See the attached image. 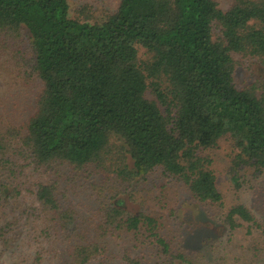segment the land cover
<instances>
[{"label": "trees", "instance_id": "obj_1", "mask_svg": "<svg viewBox=\"0 0 264 264\" xmlns=\"http://www.w3.org/2000/svg\"><path fill=\"white\" fill-rule=\"evenodd\" d=\"M232 1L224 11L215 0H120L113 15L89 22L70 16L68 0H0V34L28 37L44 85L23 141L26 159L80 171L115 159L129 182L160 168L198 202L223 207L202 150L232 141L236 189L243 169L264 171V96L258 84L234 82V55L264 58V0ZM8 188L0 182V203L13 197ZM55 192L42 185L37 195L70 244L65 264H102L113 231L140 233L170 253L154 217L103 203L104 214L85 219ZM224 222L236 230L255 217L241 204Z\"/></svg>", "mask_w": 264, "mask_h": 264}, {"label": "rangeland", "instance_id": "obj_2", "mask_svg": "<svg viewBox=\"0 0 264 264\" xmlns=\"http://www.w3.org/2000/svg\"><path fill=\"white\" fill-rule=\"evenodd\" d=\"M215 1L224 11L233 4L232 0ZM68 3L72 18L102 22L116 12L120 0ZM139 58L148 61L150 56L141 49ZM234 59L237 88L258 84L256 93L264 96V58L234 55ZM43 89L33 71L28 37L23 32L0 34V182L13 195L0 203V264L67 262L70 244L38 199L42 185L54 186L61 203L85 219L99 211L104 214L103 203H120L126 216L144 214L158 220L160 234L170 245L168 255L140 233L113 231L103 241L105 251L98 257L102 264H127L129 259L139 264H264V171L243 169L242 187L236 189L231 175L235 152L228 137L217 147L202 150L212 160L210 168L223 195V207L198 202L181 181L160 168L129 182L118 174L121 163L115 159H108L101 170L38 166L26 159L23 141ZM147 98L154 99L151 91ZM241 204L252 212L255 223L231 230L225 216Z\"/></svg>", "mask_w": 264, "mask_h": 264}]
</instances>
